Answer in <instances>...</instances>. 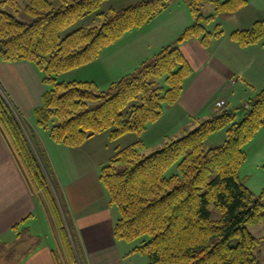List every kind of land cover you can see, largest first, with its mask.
<instances>
[{
	"label": "trees",
	"instance_id": "obj_1",
	"mask_svg": "<svg viewBox=\"0 0 264 264\" xmlns=\"http://www.w3.org/2000/svg\"><path fill=\"white\" fill-rule=\"evenodd\" d=\"M28 1L22 7L17 0H0V60L33 64L44 72L48 88L33 111L35 130L0 83V132L48 217L56 263L87 264L38 131L48 129L55 142L70 147L105 132L111 140L142 136L178 102L194 73L181 44L200 38L208 47L223 33L219 25L215 32L208 25L238 12L249 0H179L188 7L192 22L174 41L105 89L94 81H59L57 75L96 61L104 49L176 0H137L110 11H100L108 0ZM207 4L214 8L209 15L204 13ZM93 13L103 17L101 25L63 35ZM230 38L241 47L263 41L264 19L233 30ZM263 127L264 89L236 109L226 106L150 154L141 140L119 149L100 171V181L119 213L115 238L141 240L133 252L145 254L148 264H260L257 250L264 237L256 236L250 225L264 221V189L256 194L246 185L241 168L248 159L247 144ZM220 131L225 140L206 149L205 142ZM174 166L177 170L168 175ZM23 241L22 237L18 244ZM15 252L10 248L5 257L12 259Z\"/></svg>",
	"mask_w": 264,
	"mask_h": 264
},
{
	"label": "crops",
	"instance_id": "obj_2",
	"mask_svg": "<svg viewBox=\"0 0 264 264\" xmlns=\"http://www.w3.org/2000/svg\"><path fill=\"white\" fill-rule=\"evenodd\" d=\"M207 9L209 15L214 8L212 4H207L205 10ZM260 9L263 10L264 7ZM239 11L229 15L236 26L229 32L220 29L223 33L214 37L208 47L204 46L200 38L181 44L194 73L186 80L184 92L178 102L167 107L163 117L149 125L142 136H138L136 141H143L144 151L148 147L159 148L167 140L191 131L201 121L214 116L216 112L213 106L216 100L225 99L228 108L236 109L264 89V40L241 47L230 38L233 30L249 28L256 20L264 18H247L240 15ZM217 20L221 21L217 24L220 26L224 22V16L218 17L215 22ZM191 22L188 7L176 0L152 21L126 33L118 42L104 49L94 61V67L100 73L107 74L102 83L108 86L112 81L134 71L142 61L174 41ZM121 41H124L121 46H125V50L120 51V55L115 45ZM11 78L25 84V96H21L23 92L14 88ZM37 80V71L31 63H7L0 60V83L22 117L35 130V121L32 122L24 114L26 111H34L41 103L45 89L43 85H34ZM86 80L99 84L92 78ZM29 100L30 105L27 104ZM263 129L264 127L259 134L264 132ZM42 132L38 131L39 139L52 163L61 193L78 231L87 264H131L129 260L134 248L122 245V241L114 236L119 213L110 203L100 181V171L105 164L96 162L77 167L74 163L78 160L69 158L72 153L83 152L82 146L92 140L107 143L106 137L96 135L80 146L70 147L55 142L51 136L46 141ZM222 132L213 136L220 134L223 137ZM149 136L152 141L147 140ZM97 145L98 143H93V147ZM115 154L116 152L112 155ZM63 156L67 164L61 172L59 164ZM21 232L24 241L18 244L22 239ZM55 246L56 241L48 217L32 195L0 132V264H57L53 255ZM13 247L16 257L7 259L5 252Z\"/></svg>",
	"mask_w": 264,
	"mask_h": 264
},
{
	"label": "rangeland",
	"instance_id": "obj_3",
	"mask_svg": "<svg viewBox=\"0 0 264 264\" xmlns=\"http://www.w3.org/2000/svg\"><path fill=\"white\" fill-rule=\"evenodd\" d=\"M17 1L22 7H25L29 2L28 0H17ZM50 1L53 2L54 4L59 3V0H50ZM136 1L137 0H108V1L103 3L100 11H110L111 9H120V8L126 7V6L132 4ZM261 7H264V0H249L248 4L244 8H242L239 11V13H241L240 15L247 17V18H252L254 16H261V18H264V9L261 10L260 9ZM6 9L12 10L11 8H8V7ZM207 12H209L208 9L204 10V13H207ZM98 13H93V14L87 15L86 17L80 19L75 24H73L68 29H66L63 32V35H67L68 33L72 32V31H74L80 27H95V26L101 25L103 22V17H101ZM18 16H20V15L18 14ZM218 23H221V21L217 20L216 22L215 21L212 22L211 24H209L208 29L210 31L215 32L216 31L215 29H217ZM235 24L236 23H235V21L232 20L231 16L225 15L224 16V22H222V24L219 26V28L224 29L225 32H229L232 28H234L233 26H236ZM125 39H128V38H125ZM124 41H121L120 43L115 45V46H117V49L119 50L120 55L122 54V53H120V51L125 50V46H123V47L121 46V44L124 45ZM126 51H127V49H126ZM125 52H123V53L125 54ZM107 54H108V52H107ZM95 63L96 62H92L86 66H82V67L70 70L68 72H64L60 75H57V79L59 81H71L74 79L86 80V78H92V79L96 80L97 82H99V87L101 89H105V88H107V86L104 85V83H102V81L105 80V78H107V74L100 73L94 67ZM35 69L37 71L38 80L35 82L34 85H36L37 87L43 85L44 89L46 90L48 88V86H46V84L43 81V78L45 75L44 72L38 70L36 67H35ZM10 80L12 81L13 86L16 90L23 92L21 96H25L24 95L25 84L20 82V81L18 82L17 79H14V78H11ZM30 80L34 83V80L32 78H30ZM233 81H235V80H233ZM6 92H7V90H6ZM218 100H220V99H218ZM30 102L31 101L29 100L27 104H29ZM215 102H214L213 108H214V112H217L215 109ZM32 104H34V103H32ZM29 109H31V107ZM24 116L26 118H30L32 120V122L35 121L33 111H29V113H27V111H26ZM196 127H193L191 130H194ZM42 131L43 132L41 134H42L43 138L47 141L48 137L50 136V132L48 129H45ZM222 133L224 135L223 137H222V135L220 136V134H217V136H211L205 142V148L209 149L213 146L221 144L226 138L225 132L223 131ZM258 134H259V132L256 134L255 138L247 144L245 149L247 152L248 159L246 160V162L243 164V166L241 168V178H242L243 182L246 185H248L256 194H259L264 189V168L261 165L262 163H264V132L262 134H259V135ZM183 135L184 134H181L179 136H174V138H179ZM97 136L106 137L107 143L100 141V140H92L91 142H88V144H85L84 146H82V148L84 149L83 152L77 153V154L72 153L71 155H69L70 156L69 158H72V160H78L76 163H74V164H76L77 167L79 165L84 166L85 164H89V165L96 164V162H102L103 164H107L110 161L109 157L113 156L112 154H114V152H117L119 149H123V148L133 144L138 139V136L135 134H127V135H125V136H123L117 140L112 141L108 137L109 136L108 132L102 133V134L97 135ZM90 139H88L87 141H89ZM147 140L152 141L151 136H149ZM93 143H98V145L96 147H93ZM157 149L158 148L148 147L145 149L144 152L146 154H150ZM82 159L84 160V162H82ZM66 164H67V162L65 161V156H63L61 159V163L59 164L61 172H63L65 170ZM176 170H177V167L174 166L170 171H168V175H170L172 172H174ZM100 205L103 206L102 203H100ZM210 209L214 212L213 213L214 217L219 216V212L215 211L213 205H211ZM39 221H40V219H39ZM44 221L45 222L47 221L46 217H45ZM250 229L256 236L264 237V221L260 224L250 225ZM43 232H44V229H43ZM37 242H38V240H37ZM140 242H141V240H137L135 242L122 241V243H123L122 245H126L128 248L133 249ZM132 252H133V250H132ZM257 255H258L260 264H264V243L257 250ZM14 257H16V255H14L12 258H14ZM21 257H22V255H21ZM16 260H17V258H16ZM16 260H15V262H16ZM148 260L149 259L145 254L133 252L132 255L130 256L129 262H131V264H146L148 262ZM142 262H145V263H142Z\"/></svg>",
	"mask_w": 264,
	"mask_h": 264
},
{
	"label": "built area",
	"instance_id": "obj_4",
	"mask_svg": "<svg viewBox=\"0 0 264 264\" xmlns=\"http://www.w3.org/2000/svg\"><path fill=\"white\" fill-rule=\"evenodd\" d=\"M233 82H235V81H233ZM226 105H227V102L225 99L217 100L215 102V109L217 112L221 111L222 109H224L226 107Z\"/></svg>",
	"mask_w": 264,
	"mask_h": 264
}]
</instances>
